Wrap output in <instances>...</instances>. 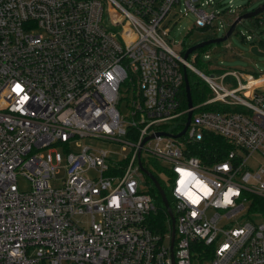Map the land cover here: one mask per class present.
<instances>
[{
  "label": "built area",
  "instance_id": "1",
  "mask_svg": "<svg viewBox=\"0 0 264 264\" xmlns=\"http://www.w3.org/2000/svg\"><path fill=\"white\" fill-rule=\"evenodd\" d=\"M244 11L233 0H0V264H264V219H253L264 216L252 209L264 197V72L206 75L199 50L189 61L169 41L177 20L166 27L193 15L191 31L224 36ZM251 18L264 24V10ZM242 36L264 52V38ZM185 69L214 93L192 108ZM190 109L183 136L157 135L181 132ZM207 135L227 144L223 159L192 154ZM87 136L134 150L119 163L104 149H70ZM58 146L66 175L54 186ZM140 159L174 175L173 249L168 210L165 228L153 223L159 205Z\"/></svg>",
  "mask_w": 264,
  "mask_h": 264
},
{
  "label": "rangeland",
  "instance_id": "2",
  "mask_svg": "<svg viewBox=\"0 0 264 264\" xmlns=\"http://www.w3.org/2000/svg\"><path fill=\"white\" fill-rule=\"evenodd\" d=\"M262 4H264V0H233V6L235 8L242 7L243 10H245L244 12L253 11ZM228 18V15L223 16L224 21H227ZM175 20H177V22L174 25L172 32L169 36V41H173V47L183 56L188 46H192L195 43H199L210 37H221L223 35V32H225L224 27H222V30L217 33L202 32L196 28L191 31L194 26L193 15L182 16L180 18L178 15H175L170 19L166 27L171 26L175 22ZM242 35H254L256 41L259 40L258 37L264 38V24L257 23L253 18H248L243 22H239L232 35L226 41L221 43H214L204 47L202 50H199L202 58L199 59L194 64V66L206 75H220L230 70H239L254 73L255 71H257L259 72V74L260 72H264V66L261 65L262 63H264V56L255 55L251 51V43L246 41ZM182 40L185 41V43L183 44L184 48L180 49V42ZM192 57L193 54H190L187 59L189 61H192ZM188 73L190 76V80L194 84H197L200 92V94L196 96L195 103H199L214 95V93L207 86V83L204 80L203 76L199 72L193 69H189ZM222 82L229 89L237 85V81L231 76H229L225 80H222ZM121 90L123 98L120 102L119 108L126 115L128 113V108L126 104L130 94L128 93L125 84L122 85ZM170 127L172 126H168L167 128L170 129ZM129 141L134 142V140L132 139H130ZM78 143L79 144H77V142H73L70 146V149L75 152H79L84 146L90 145L98 149L106 150L109 154L110 159L113 162L119 163H127L128 159L126 158L130 157L134 150L133 146L128 143L109 141L100 138H94L91 136L80 138ZM56 152H60L64 160L61 164L60 171L57 172L56 176L52 179V184L54 186H60L63 184L64 177L66 175V171L63 168L66 159V149L63 146H58L52 154L55 156ZM143 156L145 158L147 157L146 151L143 153ZM250 162L254 169H256L263 162V160L261 157L255 156L250 160ZM162 163L168 164L165 161H162ZM157 165L159 164L150 162L148 164V167L153 169V171H156L155 173L157 175H160L165 181H167L168 186L166 185V187L170 190L171 187L169 188V186L172 185L170 177L173 179L174 175H171L169 172H165L162 169L159 171ZM90 175L97 176L98 173L90 172ZM18 183L20 189L23 191H29L31 189V182L25 176L18 175ZM142 183L145 185V189H153L154 184L146 174L143 175ZM248 208L249 202L247 203V209L244 211V213H247ZM211 213L212 211H210V214ZM253 219L261 220L264 219V217L256 216ZM165 243L170 244V239L167 238L165 240Z\"/></svg>",
  "mask_w": 264,
  "mask_h": 264
},
{
  "label": "trees",
  "instance_id": "3",
  "mask_svg": "<svg viewBox=\"0 0 264 264\" xmlns=\"http://www.w3.org/2000/svg\"><path fill=\"white\" fill-rule=\"evenodd\" d=\"M203 49V48H202ZM200 49V50H202ZM191 90H192V96L195 101L196 96L200 94L199 89L197 84L193 83L191 81ZM184 95V107H186V99ZM191 152L192 154L201 157L203 160H220L224 158V154L227 151V144L221 139L220 137H217L215 135H207L206 139L202 142L199 143H193L191 145ZM159 171L162 169L159 165H157ZM153 171V169H151ZM156 171H153L156 175V177L159 179L161 182V185L166 191V194L168 196V199L170 203L172 204L171 201V195L169 189H167V181H165L160 175H157L155 173ZM170 173V172H169ZM152 181V180H151ZM154 184V183H153ZM168 186V185H167ZM156 203L159 205L158 212L156 216L153 218V223L158 227V228H165L167 225V220H168V215H167V209L164 206V203L162 201L161 196L159 195L158 190L156 189L155 185L153 186V189H151ZM254 200V206L253 210L260 212L264 216V197L259 196V195H254L253 196Z\"/></svg>",
  "mask_w": 264,
  "mask_h": 264
},
{
  "label": "water",
  "instance_id": "4",
  "mask_svg": "<svg viewBox=\"0 0 264 264\" xmlns=\"http://www.w3.org/2000/svg\"><path fill=\"white\" fill-rule=\"evenodd\" d=\"M264 10V4L262 6H259L258 8L254 9L253 11H250V12H246L244 14H242L233 24L232 26L229 28L228 32L224 35V36H221V37H217V38H210V39H206V40H203L199 43H196L192 46H190L186 52H185V58L187 59L188 56L196 51V50H200L206 46H209L211 44H214V43H221V42H224L226 41L231 35L232 33L234 32V30L236 29L237 27V24L244 20V19H247V18H251V17H254L255 15L259 14L261 11ZM251 51L255 54V55H258V56H264V52H261L258 50V47L257 46H253L251 48ZM264 65V64H263ZM185 81H186V98H187V105L189 108H192L193 107V103H194V99H193V96H192V90H191V82H190V79H189V74H188V71L187 69H185ZM192 114H193V111L192 109L189 110L188 112V118H187V123L184 127V129L179 132L178 134H169L167 132H157V135H161V134H167V135H172L174 137H181L183 136L189 125H190V121H191V117H192ZM153 135H150V136H147L141 143V146L144 145V143L146 141H148L150 138H152ZM141 156V151H139V158ZM140 164H141V167L142 169L144 170V172L147 174V176L152 180V182L154 183L156 189L158 190L161 198H162V201L164 203V206L166 207V209L168 210V213L170 215V218H171V221H172V249H173V246H174V238H175V216H174V213H173V210H172V207H171V204H170V201L168 199V196L166 194V191L165 189L163 188V186L161 185V182L159 181V179L156 177V175L152 172H150L147 168H145L143 165H142V160L140 159L139 160ZM172 256L173 253H172Z\"/></svg>",
  "mask_w": 264,
  "mask_h": 264
},
{
  "label": "snow or ice",
  "instance_id": "5",
  "mask_svg": "<svg viewBox=\"0 0 264 264\" xmlns=\"http://www.w3.org/2000/svg\"><path fill=\"white\" fill-rule=\"evenodd\" d=\"M19 86H17V88H18Z\"/></svg>",
  "mask_w": 264,
  "mask_h": 264
}]
</instances>
